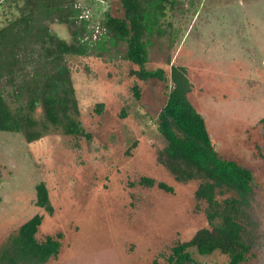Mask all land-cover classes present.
<instances>
[{
    "label": "rangeland",
    "instance_id": "374dc122",
    "mask_svg": "<svg viewBox=\"0 0 264 264\" xmlns=\"http://www.w3.org/2000/svg\"><path fill=\"white\" fill-rule=\"evenodd\" d=\"M163 21L162 36H151L146 69H186L187 97L203 117L218 155L252 175L251 192L240 206L243 240L249 246L242 264H264V0H178ZM91 31L86 55L65 56L70 71L77 120L84 135L67 136L48 125L42 137L27 142L21 133L0 132V248L35 214L43 215L35 234H62L60 250L47 264H167L170 249L209 228L205 203L194 193L199 180L175 181L157 156L166 146L157 130L171 82L142 81L138 67L124 59L125 45L97 41L106 12L121 16L119 0H77ZM24 12L21 0H0V27ZM70 42L68 27L47 24ZM26 65L23 75L31 73ZM22 74L18 75L17 83ZM137 87L139 99L133 95ZM13 87L1 83L13 109ZM21 102V101H20ZM103 104L100 114L95 105ZM33 117L43 121L37 108ZM155 180L152 187L138 182ZM43 182L53 207L51 216L35 206L34 187ZM158 182L173 188L160 190ZM238 198L233 192L217 196ZM197 264H225L219 252L199 255Z\"/></svg>",
    "mask_w": 264,
    "mask_h": 264
},
{
    "label": "trees",
    "instance_id": "16d2710c",
    "mask_svg": "<svg viewBox=\"0 0 264 264\" xmlns=\"http://www.w3.org/2000/svg\"><path fill=\"white\" fill-rule=\"evenodd\" d=\"M24 12L0 27V132L21 133L27 142L39 140L48 125L58 127L67 136L84 135L77 120L78 102L72 86L65 56L86 55L91 47L88 21L82 17L77 0H21ZM121 16L106 12L103 32L97 41L101 49L125 45L124 59L138 67L131 74L142 81L169 79L171 82L165 104L157 117V130L166 146L158 153L157 162L177 182L199 180L194 193L205 203L204 214L209 228L198 230L190 240L179 242L170 249L167 264H197L189 248L202 256L219 252L227 257L225 264H242L248 260L249 246L244 242L240 206L251 192L252 175L234 161L222 159L216 152L207 132L203 117L188 100L191 83L186 69L170 66L168 77L162 68L146 69L148 37L162 36L163 21L168 10L178 6V0H119ZM68 27L70 42L52 32L48 23ZM26 65L31 73L23 75ZM23 72V73H20ZM22 74L17 83L18 75ZM13 87L15 101L11 108L5 100L1 83ZM133 95L139 99L138 88ZM21 101V102H20ZM41 109L43 121L33 117ZM103 104L95 105L100 114ZM264 135V117L259 120ZM39 126L41 130L39 129ZM144 187H152L155 180L141 177ZM157 187L168 193L173 188L163 182ZM35 206L47 215L53 214L48 190L43 182L34 187ZM226 192L238 196L219 200ZM43 215L35 214L9 236L0 248V264H47L59 253L62 234L46 236L41 242L35 234L42 224Z\"/></svg>",
    "mask_w": 264,
    "mask_h": 264
},
{
    "label": "flooded vegetation",
    "instance_id": "af4514ba",
    "mask_svg": "<svg viewBox=\"0 0 264 264\" xmlns=\"http://www.w3.org/2000/svg\"><path fill=\"white\" fill-rule=\"evenodd\" d=\"M21 225H22V224H21ZM19 227H20V226H19ZM19 227H18V228H19ZM18 228H17V230H18ZM17 230H16V231H17Z\"/></svg>",
    "mask_w": 264,
    "mask_h": 264
}]
</instances>
